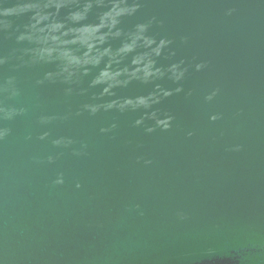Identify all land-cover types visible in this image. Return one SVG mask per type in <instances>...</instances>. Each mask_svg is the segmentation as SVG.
Here are the masks:
<instances>
[{
  "label": "water",
  "instance_id": "1",
  "mask_svg": "<svg viewBox=\"0 0 264 264\" xmlns=\"http://www.w3.org/2000/svg\"><path fill=\"white\" fill-rule=\"evenodd\" d=\"M23 4L0 16V264H264V0L0 9ZM152 111L167 130L134 126Z\"/></svg>",
  "mask_w": 264,
  "mask_h": 264
},
{
  "label": "clouds",
  "instance_id": "2",
  "mask_svg": "<svg viewBox=\"0 0 264 264\" xmlns=\"http://www.w3.org/2000/svg\"><path fill=\"white\" fill-rule=\"evenodd\" d=\"M0 2H2V0H0ZM31 5H28V4H23L22 6H17V7H12V8H5V9H0V16H14L15 14L19 13V12H23L25 11L28 7H30ZM231 13V10H229L228 14ZM73 20H79V19H82L83 16L81 13H74L71 17ZM155 21V17L149 19L148 21V24H151ZM157 23H161L159 21H156ZM0 24H4V21L0 20ZM148 25H140L139 28L141 31H144L146 30ZM8 27H11V21L8 22ZM58 27V26H57ZM25 39H30V37L26 36V34L24 32H21L19 35L16 36V40L17 42H20L22 40H25ZM147 43L148 44H151L153 43V41L151 39H148L147 40ZM171 41H166L164 39H161L160 42H159V45L157 46L156 49H154L155 53L157 55L160 54V49L163 48L166 44H170ZM174 55V53H172ZM49 55H50V52H49ZM2 62V61H0ZM184 61L181 60L179 61V63H176V64H173L171 66V71H172V78L175 80V81H180L184 75H185V72L187 71L186 68L184 67H181V65H183ZM195 70L196 71H199L201 70L203 67H205V65L203 63H197L195 64ZM108 76V73H102L101 74V77H107ZM95 82H100V80H97ZM70 91V90H69ZM105 91H107V89H105ZM177 92H180L181 91V88L178 87L176 89ZM13 94H15V92H13ZM165 95H168L167 92L164 93ZM190 95V93H189ZM216 95V90H213L209 95L205 96V100L206 101H210L214 96ZM156 101H153V103H155ZM138 103L140 105H143L146 109H149L151 108V104L149 103H146L145 99L144 98H140V100L138 101ZM89 106L88 105H84V108L87 109ZM0 111H3L2 109H0ZM92 111L94 112L95 111V108L92 109ZM5 115L7 116H11L12 115V112H8V113H5ZM145 119H148V120H151L153 121V125L152 126H149V127H146L145 128V132L147 133H151L153 132L156 128H160L161 130H167L169 127H170V121L172 120V117L170 115H167V114H164L163 118L160 117L159 114H157L155 111H152V112H146L145 113V116L142 118V119H138L136 121H134V126H139L143 123V121ZM211 120H216L218 119V116L216 115H213L210 117ZM116 125L115 124H112L111 125V128H115ZM110 129H105V128H101L100 131L101 132H106V131H109ZM5 131L6 130H3V131H0V138H2L5 134ZM189 136L192 135L191 132L188 133ZM71 143V141H61V140H56L54 141V143L56 144H60V143ZM235 150H239V146H237V148ZM51 159V158H49ZM145 163H150V161H145ZM59 182V181H57Z\"/></svg>",
  "mask_w": 264,
  "mask_h": 264
}]
</instances>
